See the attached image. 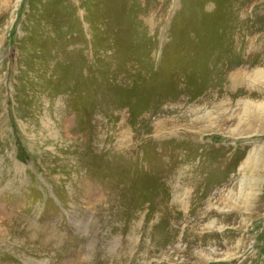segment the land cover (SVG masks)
<instances>
[{
  "label": "rangeland",
  "instance_id": "obj_1",
  "mask_svg": "<svg viewBox=\"0 0 264 264\" xmlns=\"http://www.w3.org/2000/svg\"><path fill=\"white\" fill-rule=\"evenodd\" d=\"M261 69L264 0H0V264H264Z\"/></svg>",
  "mask_w": 264,
  "mask_h": 264
},
{
  "label": "bare ground",
  "instance_id": "obj_2",
  "mask_svg": "<svg viewBox=\"0 0 264 264\" xmlns=\"http://www.w3.org/2000/svg\"><path fill=\"white\" fill-rule=\"evenodd\" d=\"M251 78H252V80H250V78H249L250 85L251 84H255L256 81H260V80L264 79V70L261 69V70L254 71V73L251 75ZM251 104L252 103L249 102V104H247L246 107L248 106L247 108H250L251 109L252 108V105ZM255 106H256V104H255Z\"/></svg>",
  "mask_w": 264,
  "mask_h": 264
}]
</instances>
